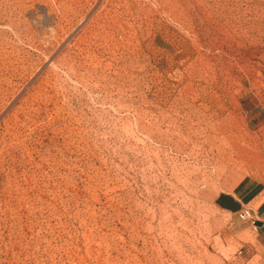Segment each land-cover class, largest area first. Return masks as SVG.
I'll list each match as a JSON object with an SVG mask.
<instances>
[{
	"label": "rangeland",
	"instance_id": "obj_1",
	"mask_svg": "<svg viewBox=\"0 0 264 264\" xmlns=\"http://www.w3.org/2000/svg\"><path fill=\"white\" fill-rule=\"evenodd\" d=\"M249 173L264 0H0V264H264Z\"/></svg>",
	"mask_w": 264,
	"mask_h": 264
},
{
	"label": "crops",
	"instance_id": "obj_2",
	"mask_svg": "<svg viewBox=\"0 0 264 264\" xmlns=\"http://www.w3.org/2000/svg\"><path fill=\"white\" fill-rule=\"evenodd\" d=\"M222 193L234 201L233 215L240 216L247 212V217L252 222L263 223L259 229L264 228V178L253 173L246 174L233 184L227 185Z\"/></svg>",
	"mask_w": 264,
	"mask_h": 264
},
{
	"label": "water",
	"instance_id": "obj_3",
	"mask_svg": "<svg viewBox=\"0 0 264 264\" xmlns=\"http://www.w3.org/2000/svg\"><path fill=\"white\" fill-rule=\"evenodd\" d=\"M254 225L257 226V227H261L263 225V223L260 222V221H255Z\"/></svg>",
	"mask_w": 264,
	"mask_h": 264
},
{
	"label": "built area",
	"instance_id": "obj_4",
	"mask_svg": "<svg viewBox=\"0 0 264 264\" xmlns=\"http://www.w3.org/2000/svg\"><path fill=\"white\" fill-rule=\"evenodd\" d=\"M248 215H247V212H244V213H242V217H247Z\"/></svg>",
	"mask_w": 264,
	"mask_h": 264
}]
</instances>
